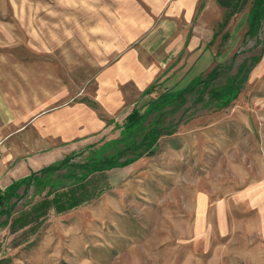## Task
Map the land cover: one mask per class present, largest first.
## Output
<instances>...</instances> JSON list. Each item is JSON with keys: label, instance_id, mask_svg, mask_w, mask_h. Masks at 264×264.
I'll return each instance as SVG.
<instances>
[{"label": "rangeland", "instance_id": "1", "mask_svg": "<svg viewBox=\"0 0 264 264\" xmlns=\"http://www.w3.org/2000/svg\"><path fill=\"white\" fill-rule=\"evenodd\" d=\"M236 1H199L206 19L192 20L191 35L216 57L194 60L192 52L117 116V131L135 109L216 64L224 78L247 63L238 99L217 110L190 98L167 116L175 133L153 155L74 185L64 179L48 196L50 187L38 194L32 186L12 224L0 227V264H264V23L258 37H246L253 0L230 13ZM157 2L0 0V107L23 92L82 96L102 66L141 43Z\"/></svg>", "mask_w": 264, "mask_h": 264}, {"label": "crops", "instance_id": "2", "mask_svg": "<svg viewBox=\"0 0 264 264\" xmlns=\"http://www.w3.org/2000/svg\"><path fill=\"white\" fill-rule=\"evenodd\" d=\"M199 1L158 0L141 43L102 66L95 84L82 96L60 89L33 97L23 92L17 99L2 101L0 189L79 150L119 138L117 116L158 78L170 77L192 52L196 51L194 60L208 53L215 58L218 52L207 49L206 40L191 35L192 20L206 19L199 13Z\"/></svg>", "mask_w": 264, "mask_h": 264}, {"label": "trees", "instance_id": "3", "mask_svg": "<svg viewBox=\"0 0 264 264\" xmlns=\"http://www.w3.org/2000/svg\"><path fill=\"white\" fill-rule=\"evenodd\" d=\"M240 1H236L230 13L237 11ZM263 23L264 0H253L246 37H258ZM223 24L224 27L227 26L228 21L224 20ZM260 41L258 39V43ZM260 60L261 56H257L253 63L256 64ZM230 67L232 65L228 66ZM224 72L223 64H216L207 74L196 76L184 88L166 91L154 106H149L144 111L135 109L120 126L121 136L106 141L100 147L91 148L84 161H75L74 155H68L54 164L14 181L5 189H0V227L9 223L18 201L29 194L32 186L38 194L44 193L47 187H50L46 193L48 196L56 191L55 187L61 185L64 179H68L71 185H74L85 181L95 172L124 167L144 155H153L159 147L161 137L175 133L171 125L166 123L167 116L181 109L190 98L197 103L207 101L217 110L229 107L242 93L249 72L247 63L242 64L235 74L221 78ZM153 86H149L145 94L150 92ZM63 169H67L68 173L53 177V174ZM22 188L24 190L20 192ZM60 208L62 207L58 206V209Z\"/></svg>", "mask_w": 264, "mask_h": 264}]
</instances>
